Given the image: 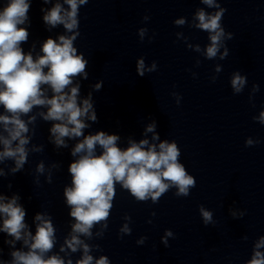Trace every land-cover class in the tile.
<instances>
[{"label": "clouds", "instance_id": "clouds-1", "mask_svg": "<svg viewBox=\"0 0 264 264\" xmlns=\"http://www.w3.org/2000/svg\"><path fill=\"white\" fill-rule=\"evenodd\" d=\"M44 2L47 3L48 0ZM86 2L87 0H65L69 10H64L57 3L43 19L52 27L63 24L64 28L71 32L78 26V4ZM203 3L214 6V0H203ZM29 9L28 0H8L0 11V105L8 113L0 115V124L7 133V136L0 135V144L3 145L0 161L13 159V172L20 170L26 162L28 123H32L35 117H30L26 123L21 116L30 113L34 106L47 107V112L40 115L45 121L57 122L51 128L57 147H67L65 137L73 139L83 136V130L88 127L84 122L85 118L91 121L97 119L92 111L90 97L78 103L79 85L69 88L74 77L83 75L87 78V60L83 55H77L73 47L75 35H61L59 42L47 39L41 48L43 55L35 59L31 53H24L20 45L27 41L29 33L20 25L28 20ZM222 11L211 16L203 10L197 13V27L211 33V44L206 50L208 58L216 56L224 34L220 26ZM177 23L183 24L184 21L178 20ZM138 72L140 75L144 73L143 60L138 64ZM244 83L245 79L239 74L232 80V86L237 92ZM43 85L51 89L50 98L45 95ZM95 87L99 89L101 85L97 84ZM260 119L264 122V112L261 113ZM153 128L154 125H149L147 131L151 132ZM118 140L117 135H108L101 131L95 135L83 136L72 150L71 154L79 155V158L69 166L72 186L65 188L64 196L71 208L70 215L76 221L72 226L74 233L90 236L91 228L108 218L116 183H120L138 201L147 200L149 196L156 201L170 186L178 188L177 195L186 196L189 187L195 186L194 178L187 175L184 166L178 162L180 152L175 143L162 142L157 151L155 145L145 147L148 145L147 140L130 142L126 149L117 146ZM14 141L17 142L15 147ZM248 143L251 144V141ZM97 146L102 149L99 155L96 154ZM43 171L44 166L41 163L37 172ZM0 175H3L2 171ZM17 200L18 197L13 196L4 202L5 197L0 196V215L3 216L0 231L6 232L15 240L24 239V244L28 247L27 252L13 251L11 264H64V261L55 255L44 258V254L50 251L55 243L51 220L37 214L35 219L40 223L36 226V234L32 236L30 232L25 231L26 213ZM201 214L205 224L212 222L211 212L201 208ZM66 244L72 251H76V246L82 242L73 235ZM261 245H264V239L256 247ZM83 248L85 254L78 264H92L93 258L87 254L88 246L83 245ZM96 264L108 262L105 257H101ZM249 264H264V254L257 251Z\"/></svg>", "mask_w": 264, "mask_h": 264}]
</instances>
